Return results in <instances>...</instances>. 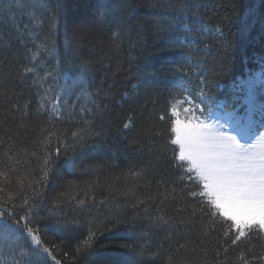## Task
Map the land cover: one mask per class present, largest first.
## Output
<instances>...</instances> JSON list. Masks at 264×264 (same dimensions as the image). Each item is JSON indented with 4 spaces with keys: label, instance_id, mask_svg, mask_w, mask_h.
Returning a JSON list of instances; mask_svg holds the SVG:
<instances>
[{
    "label": "snow or ice",
    "instance_id": "snow-or-ice-1",
    "mask_svg": "<svg viewBox=\"0 0 264 264\" xmlns=\"http://www.w3.org/2000/svg\"><path fill=\"white\" fill-rule=\"evenodd\" d=\"M148 7L160 9L168 17L167 32L160 33L157 28L158 38L174 48L183 50L185 45H191L190 37L203 43L208 33L224 35L220 25H205L201 29L185 22V17L196 7L189 0H156ZM18 9L33 22L22 28L17 25L19 43L25 49L24 58L28 60L31 53L32 66L17 63L15 77L11 73H0V147L3 148L0 177L12 184L8 173L17 170L13 164L20 163L18 156L28 158V163L34 161L37 167L33 172L40 174L29 180L27 187L21 182L16 191L0 196V264H62L53 255L54 251H60L59 246L46 245L39 229L33 227L34 215L44 206L43 189L59 178L58 170L63 168L74 173V154L91 138L107 135L103 124L97 126L95 122L97 119L103 121L107 113L108 106H102V101L109 99L115 90L121 63L113 56L96 58L90 52L91 60L69 58L57 60L50 71L47 66L38 68L35 61L39 50L43 48L51 56L55 48L54 42L37 43L32 28L42 23L45 16L56 28L62 19L60 0H14L3 10L14 16ZM134 12L133 0H120L115 7L111 0H97L92 23L102 25L111 19L115 26L112 37L117 53L124 40L131 42L130 51L143 41V28L136 26ZM252 18L249 12L245 18L246 28L251 26ZM227 19L229 17L225 16ZM81 31L82 37H87L91 29L84 27ZM29 43L36 52L28 47ZM208 48L204 43L199 49L203 55L189 57L192 62L174 58L170 90L157 119L166 124L167 140L160 151L164 153L171 146V167L177 174L166 178L161 170L156 192L137 200L133 206L150 203L152 207L144 208L137 216L142 215L153 226H170L178 236L175 245L169 242L165 249L161 244L151 253L157 258L166 257L161 264H264V55L254 60L259 69L250 70L243 79L232 81L230 95L221 98L219 93L225 85L219 80L208 79L204 58ZM134 59L137 58L130 56V61ZM41 70L42 76L38 75ZM27 75H32L31 85L25 84ZM57 77L70 83L45 87L48 80ZM28 89L34 90L24 99ZM83 99L90 103H81ZM132 126L130 116L122 130H131ZM37 128L38 136L31 137V131ZM98 168L85 171L96 172ZM147 179V167H129L124 173L123 187L108 184V194L99 201L91 195L99 187L98 181L95 186L88 183L78 190L100 209L115 198V192L135 197L141 182ZM151 183L148 180V186ZM69 187L70 191L59 193L52 204L59 207L73 202L86 207L85 199L77 196L78 186L69 182ZM5 191L0 185V193ZM156 200L160 201L158 205ZM189 201L194 202L191 211ZM169 204L175 205L172 212L165 211ZM118 208L114 214L105 215L103 223H112L113 219L116 220L113 227L127 223L116 219L120 215ZM87 223L89 232L75 245L76 256L90 254L99 234L98 216H92ZM217 227L222 230L221 238L212 243L210 237ZM185 236H194V239H185ZM181 239L185 242L180 243ZM120 247L125 251L120 253L119 264H142L143 247L133 244ZM237 250L238 254L234 255ZM63 255L68 257L70 253L65 251Z\"/></svg>",
    "mask_w": 264,
    "mask_h": 264
},
{
    "label": "trees",
    "instance_id": "trees-1",
    "mask_svg": "<svg viewBox=\"0 0 264 264\" xmlns=\"http://www.w3.org/2000/svg\"><path fill=\"white\" fill-rule=\"evenodd\" d=\"M12 2L14 0H0V73H11L15 77L17 63L32 66L31 53L28 54V60L24 58L25 49L19 43L20 33L17 25L22 28L25 24H33V22L23 14V10L18 9L14 16L3 10ZM119 2L120 0H111L113 7ZM155 2L156 0H133L136 26L143 28L144 35L143 41L131 51V42L124 40L120 43L117 53L112 37L115 26L111 19L102 25L92 23L96 15V11L95 13L93 11L96 9L97 0H60L62 19L56 28L52 27L46 16L43 17L42 23L33 25L32 30L38 38L37 43L54 42L55 48V54L51 56L43 48L39 50L35 64L40 69L47 66V70L50 71L56 66L57 60L66 61L69 58L75 60L77 57L91 60L93 56L89 55L90 52L94 53L96 58L113 56L121 63V72L116 77L115 90L109 99L102 101V106L105 104L108 106L107 113L103 116V121L97 119L95 122L97 126L103 124L107 135L91 138L74 154L76 160L74 173L70 174L63 168L58 170L59 178L43 189L44 206L34 215L33 227L39 229L46 245L59 246L60 251H54L53 255L62 264H119L120 253L125 251L120 247L122 244L143 247L144 255L140 258L142 264H161V260L166 259V257H154L151 253L161 244L165 249L169 247V242L175 245L178 239L176 232L171 230L170 226H153L142 215L137 216V213H143L144 208L152 207L150 203H145L142 207L133 205L137 200H143L145 196L156 192V180L160 179L158 174L161 170H164L166 178L177 174L171 167V146L164 153L160 151L167 140L166 124L157 119L165 107L170 90L169 81L173 78L174 58L192 62L189 57L194 59L203 55L199 49L207 43L208 55L204 58L207 60L208 79L219 80L225 85L219 93L221 98H224L230 95L229 85L232 81L237 77H244L248 70L255 69L258 65L254 62L255 58L264 55V0H189L196 7L185 17V22L201 29L205 25L209 27L220 25L224 35L220 37L219 34L213 36L208 33L203 43L190 37L193 43L185 45L183 50L174 48L158 38L157 28L160 29V33L167 32L168 17L160 9L148 7L149 3ZM71 4L75 8L81 7L85 17L91 19L86 26L91 29L87 37H82L81 30L84 27L77 32L72 25ZM192 12L197 14L192 15ZM249 12L252 13L253 18L249 21L251 26L246 28L245 18ZM225 16L229 19L225 20ZM78 41L82 44L80 47L76 45ZM28 47H31L33 52L37 51L31 43ZM130 56L137 59L130 61ZM38 75L42 76L43 71H39ZM64 83L70 82L65 81L63 77H57L56 80H48L45 87L48 84L55 87ZM25 84H32V75L26 76ZM17 90L20 91V88L18 87ZM33 90H25L24 99L29 98ZM21 102L23 103V100ZM81 103L88 104L90 101L83 99ZM33 110H35L34 99ZM130 116L133 121L131 130H122L123 124ZM38 134L37 128L31 131L30 136L36 137ZM44 135L46 136L47 133ZM28 143L30 144V141ZM2 152L3 148L0 147V153ZM17 159L20 163L13 164L17 170L8 173V179L12 184L9 185L4 177H0V185L6 189L4 193H0V196H6L9 191H16L21 182L27 187L29 180L40 174L38 171L33 172L37 167L34 161L28 163V158L24 156H18ZM96 166H99L96 172L85 171ZM129 167L148 169V179L141 182L135 197H125L115 192L113 193L115 198L110 199L108 205L96 209L78 190L88 183L95 186L98 181L99 187L91 195L99 201L108 194V184L123 187L124 173ZM148 180L152 181L151 186H148ZM69 182L78 186L77 196L85 199L86 207L82 208L73 202H69L68 206L59 207L52 204L53 198L59 193L70 191ZM159 203V200L155 201L156 205ZM188 203L191 211L194 202ZM117 206L120 215L116 219L127 223L117 224L115 227H113L116 223L115 219L112 223H103L104 216L114 214ZM174 207L175 205L169 204L165 211L172 212ZM92 216H98L101 222L94 248L90 254L76 256L75 245L87 237L89 232L87 221ZM179 231L183 233L184 229ZM221 231L217 227V231L211 234L212 243L221 238L219 236ZM185 239L191 240L194 236H185ZM185 239H181L180 243H184ZM65 251L70 253L68 257L63 255ZM235 254H238V250L234 252Z\"/></svg>",
    "mask_w": 264,
    "mask_h": 264
},
{
    "label": "rangeland",
    "instance_id": "rangeland-1",
    "mask_svg": "<svg viewBox=\"0 0 264 264\" xmlns=\"http://www.w3.org/2000/svg\"><path fill=\"white\" fill-rule=\"evenodd\" d=\"M95 11H96V9L93 12L95 13ZM70 18L72 20V25L74 26V28L76 29L77 32L80 31L82 29V27L88 26L90 23V20H91L90 18L85 17V15L83 14V12L81 10V7L75 8V7H73V5L71 6ZM76 45L78 47H80L82 44L80 41H78V42H76ZM258 69H259V65H257V67L255 69H251V71H255ZM248 71H250V70H248ZM247 74H248V72L246 73V75ZM244 77L240 76L237 78L243 79Z\"/></svg>",
    "mask_w": 264,
    "mask_h": 264
}]
</instances>
